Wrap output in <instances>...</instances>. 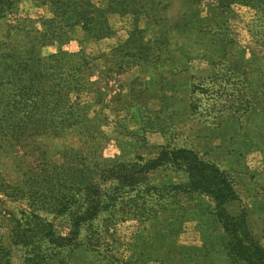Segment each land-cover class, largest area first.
<instances>
[{
  "label": "rangeland",
  "instance_id": "obj_1",
  "mask_svg": "<svg viewBox=\"0 0 264 264\" xmlns=\"http://www.w3.org/2000/svg\"><path fill=\"white\" fill-rule=\"evenodd\" d=\"M178 1L167 13L170 23L176 25L167 23L171 44L166 60L154 67L135 66L118 72L110 56L101 54L109 45L90 43L86 54L94 60L81 68L87 90L73 94L71 100L87 103L89 119L97 121L103 136L97 150L101 163L128 162L136 155L153 160L162 149L171 148L192 150L215 164L234 182L249 230L264 244L263 26L254 21L250 8L235 6L236 15L228 21L226 33L232 43L220 44L221 35H208L204 30L218 21L212 11L203 5L197 15L187 0H181L187 4L182 7ZM95 2L104 4V0ZM47 16L42 7L21 0L12 14L0 20V43L9 42L16 49L28 44L20 30H40L38 22ZM79 49L72 40L62 46L37 48V52L48 57L61 51L78 65ZM80 131L75 126L60 137H38L36 162L60 166L72 150L91 147L92 142L84 140ZM18 154L0 155V178L9 186L0 192V234L4 239L13 220L32 210L25 197H15L17 190L28 189L32 168V158ZM148 179L151 186L172 187L184 185L187 175L162 166L150 172ZM175 195L161 201L154 219L127 220L103 229L111 254L130 257L138 264H230L220 247L225 235L212 222L211 200L198 194ZM37 212L58 230H66L65 218ZM169 249L187 252L186 257L174 256ZM68 251L62 252V256L68 255L67 264H111L84 246Z\"/></svg>",
  "mask_w": 264,
  "mask_h": 264
},
{
  "label": "trees",
  "instance_id": "obj_2",
  "mask_svg": "<svg viewBox=\"0 0 264 264\" xmlns=\"http://www.w3.org/2000/svg\"><path fill=\"white\" fill-rule=\"evenodd\" d=\"M20 1L0 0V20L12 14ZM30 1L48 15L39 20L41 29L20 30L28 44L19 49L10 47L9 42L0 43V155L19 152L20 157L32 158L28 189L15 194L25 197L32 210L13 220L6 239L0 234V264H67L64 260L68 255L62 256L63 250L72 253L79 246L111 264H138L130 257L111 254L103 229L127 220L154 219L161 201L174 198L178 192L211 200L212 222L225 235L220 247L230 264H264V244L249 230L246 209L224 171L189 149L164 148L148 161L136 155L128 162L101 163L97 150L102 147L103 136L97 121L95 117L89 119L87 103L71 100L73 94L87 90L81 68L94 60L86 54L90 43L109 45L101 54L110 56L118 72L135 66L154 67L166 60L171 44L167 13L176 0H104L102 6L95 0ZM177 3L182 7L186 1ZM187 3L197 15L203 5L212 11L218 21L204 30L208 35H221L220 44L232 43L226 33L228 21L236 15L235 6L254 12V21L263 26L264 39V0ZM9 36L7 33L6 39ZM72 40L80 47L78 65L70 63L61 51L48 57L37 52V48L62 46ZM75 126L80 127L84 140L92 142L91 147L72 150L60 166L36 162L38 137H60ZM162 166L184 171L187 182L172 187L151 186L148 174ZM6 188L9 186L0 178V192ZM37 211L65 218L66 230H58ZM100 221L104 222L101 226ZM170 252L185 257L187 253Z\"/></svg>",
  "mask_w": 264,
  "mask_h": 264
}]
</instances>
